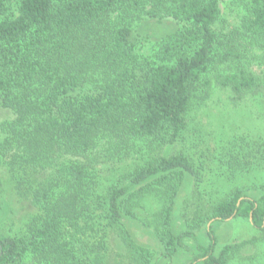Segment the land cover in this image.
<instances>
[{
  "label": "trees",
  "instance_id": "obj_1",
  "mask_svg": "<svg viewBox=\"0 0 264 264\" xmlns=\"http://www.w3.org/2000/svg\"><path fill=\"white\" fill-rule=\"evenodd\" d=\"M13 1L0 0V169L31 210L0 231V264H152L128 220L154 230L169 262L187 238L191 264L240 257L254 241L217 255L219 222L246 218L264 238V193L205 187L207 164L232 181L264 162V142L234 136L212 150L199 120L218 93L264 105V0H232L236 24L220 0ZM151 22L174 28L154 41ZM6 190L0 176V205Z\"/></svg>",
  "mask_w": 264,
  "mask_h": 264
},
{
  "label": "rangeland",
  "instance_id": "obj_2",
  "mask_svg": "<svg viewBox=\"0 0 264 264\" xmlns=\"http://www.w3.org/2000/svg\"><path fill=\"white\" fill-rule=\"evenodd\" d=\"M11 2L14 1L11 0ZM220 7L223 20L236 24L239 12L232 5V0H220ZM146 27L149 29V34L154 41L163 38L174 28L173 25L167 22L164 24L151 22ZM150 46H154V44L149 45L147 52L151 49ZM226 97L225 93H218L213 96L211 101L199 106L200 108L202 106L201 110L204 109L199 116L204 128L203 145L210 146L213 150L216 148L219 139L224 138L226 142L234 136H250L254 141L264 142V105L244 102L238 107H233L232 104H228ZM220 99L225 103L219 101ZM209 153L207 152V154ZM207 166L206 173H208L209 178L212 177V180H209L210 183L205 186L209 190L212 185H215L223 191L241 187L254 197H260L264 193V162L261 164L257 161L251 163L248 171L244 170L243 173L239 171L236 179L232 181H229L226 177V174H231L230 170L228 172L224 171L222 176L218 175L221 171H217L216 163L210 162ZM0 176L7 187L0 205V231L7 235L12 228H16L25 220L31 208L27 203L20 202L17 199L9 182V174L5 169H0ZM217 176L220 177L217 178ZM194 190V183L192 181L187 182L178 196L173 216V227L176 233L183 232L187 227L184 211L187 200L192 196ZM127 224L135 240L153 253L152 264H191L196 259L198 254L196 244L191 238L185 239L183 246L178 248L174 259L169 262L162 257L163 246L152 228L143 226L134 220H128ZM208 226L209 224H206L197 230L198 239L206 246L210 243ZM214 230L218 240L217 255L228 245L254 241L253 243L244 244L239 249L240 257L238 256L231 264H264V238L251 224L250 220L239 217L235 220L219 222L214 226ZM113 241V247H116V240Z\"/></svg>",
  "mask_w": 264,
  "mask_h": 264
}]
</instances>
